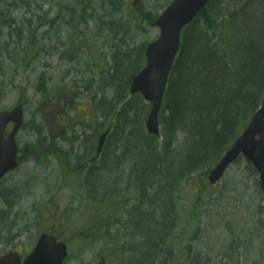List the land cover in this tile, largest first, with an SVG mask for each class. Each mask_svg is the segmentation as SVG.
<instances>
[{
    "label": "rangeland",
    "instance_id": "1",
    "mask_svg": "<svg viewBox=\"0 0 264 264\" xmlns=\"http://www.w3.org/2000/svg\"><path fill=\"white\" fill-rule=\"evenodd\" d=\"M1 1L0 111L21 104L35 140L48 125L50 156L45 164H20L1 182L0 255L26 256L47 233L67 246L64 264H96L100 255L106 264H264L258 174L244 158L214 186L207 177L215 163L189 164L184 175L175 168L170 188L165 179L172 166L165 171L163 165L143 198L130 176L134 166L97 171L102 155L111 162L124 150L126 130L95 157L100 134L115 125L111 115L122 104L133 100L146 134L148 105L129 96V85L121 93L125 78L119 75L126 66L138 71L145 64L144 51L137 63L133 52L157 39L159 30L151 23L172 0ZM139 11L151 21L136 18ZM122 55L127 61L118 63ZM158 144L160 150V136ZM187 149L178 134L174 154L183 160ZM90 167L95 174L87 180ZM162 202L170 212L164 218ZM140 216L152 219L145 220L149 229L163 224L158 245L144 231L141 237Z\"/></svg>",
    "mask_w": 264,
    "mask_h": 264
},
{
    "label": "trees",
    "instance_id": "2",
    "mask_svg": "<svg viewBox=\"0 0 264 264\" xmlns=\"http://www.w3.org/2000/svg\"><path fill=\"white\" fill-rule=\"evenodd\" d=\"M216 1L219 3L214 6L215 0H210L182 32L180 50L163 98L161 149L158 137L143 132V120H140L132 99L111 115V120L116 122L107 141L126 130L124 150L114 155L111 162L102 155L97 171L111 173L113 166H134L130 176L141 198L153 189L155 172L158 178L163 165L165 171L166 165L172 166L166 171L165 179L170 188L175 183L171 182L170 176L184 175L189 164H198L193 168H203L216 163L246 126L264 96V0ZM136 18L147 23L151 21L142 11ZM2 25L10 27L11 24L2 20ZM140 51L141 46L133 52H136L135 63ZM121 57L118 63L127 61L126 55ZM117 68L111 76L114 79L118 78ZM136 72V67L129 65L120 73L119 77L125 78L121 93ZM136 98L141 100L138 95ZM178 134L182 135L188 148L183 160L174 154ZM88 173L87 180H92L95 172L91 167ZM157 191L153 195H157ZM159 209L161 218L170 214L165 202ZM137 220L142 222L141 237L145 238L144 231L148 242L157 244L156 241L165 236L163 224L153 230L145 221L151 218L140 216Z\"/></svg>",
    "mask_w": 264,
    "mask_h": 264
},
{
    "label": "water",
    "instance_id": "3",
    "mask_svg": "<svg viewBox=\"0 0 264 264\" xmlns=\"http://www.w3.org/2000/svg\"><path fill=\"white\" fill-rule=\"evenodd\" d=\"M136 1L134 0V3ZM208 1L174 0L154 22V26L160 29V35L156 41L147 45L145 49L146 65L132 79L130 86L131 95L140 92L144 100L150 103V111L145 128L152 135L157 136L159 134L157 116L161 108L167 78L179 50L180 33L185 26L193 21ZM21 118V106L10 113L0 114V119L3 121L9 119L16 121V127L20 124ZM105 137L106 133L99 139L97 154L102 149ZM240 154L244 155L259 174V185L263 195L264 208V98L253 114L248 126L209 172V184H216L227 167ZM15 168L16 164H0V178L6 172ZM66 254V246L63 243L57 242L54 237L42 234L32 252L23 261H21V257L17 253H9L0 257V264H62ZM98 264H105L103 257H100Z\"/></svg>",
    "mask_w": 264,
    "mask_h": 264
},
{
    "label": "flooded vegetation",
    "instance_id": "4",
    "mask_svg": "<svg viewBox=\"0 0 264 264\" xmlns=\"http://www.w3.org/2000/svg\"><path fill=\"white\" fill-rule=\"evenodd\" d=\"M24 119L16 132H14V122L9 121L4 125L0 122V164L3 156L12 161V154L18 166L20 164H45L48 161L50 127L47 125L42 128L41 134L37 133L38 137L35 140L31 124L26 123ZM3 179H0V185Z\"/></svg>",
    "mask_w": 264,
    "mask_h": 264
}]
</instances>
